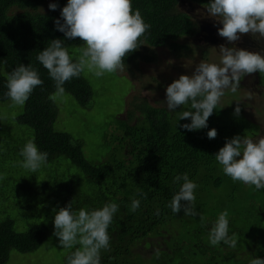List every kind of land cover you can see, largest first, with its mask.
Instances as JSON below:
<instances>
[{"label": "trees", "instance_id": "16d2710c", "mask_svg": "<svg viewBox=\"0 0 264 264\" xmlns=\"http://www.w3.org/2000/svg\"><path fill=\"white\" fill-rule=\"evenodd\" d=\"M42 1L0 0V102L8 100L7 73L20 64L37 70L43 83L34 88L22 111L12 121L26 126L30 130L28 140H33L40 151L48 153L45 167L49 165V172L59 166L56 160L64 157L85 178L80 179L66 168L58 178L51 173L49 178L41 179L36 177L37 172L24 174L22 190H10L3 182V190L10 191L9 200L16 197V206L21 204L35 214L24 217L26 227L22 231L15 229L10 217L0 220V264L7 263L10 251L29 253L45 241L48 228L54 227V209L70 203L74 212L81 208L90 211L110 202L118 205V211L108 227L110 243L107 250H101V264H164L162 260L172 259L175 253L183 254L188 264H249L257 256L264 259V197L259 195L262 191L254 193L252 186L234 182L223 173L215 159V153L226 139L236 135L253 138L258 126L241 113L230 121L223 120L217 105L206 128L189 131L180 125L190 123V119L178 120L173 111L142 102L135 105L137 114L128 110L126 119L116 116L108 123V140L118 144L115 157L100 162L88 161L79 141L53 128L57 108L49 97L55 92V85L36 59L53 39H60L70 56L83 42L79 38H66L56 28L57 19L63 23L60 10L67 0H53L51 3L57 5L55 10L48 6L46 11L40 12ZM178 1L131 0L133 10L140 11L150 28L140 38L138 49L125 57V65L150 61L151 56L143 52L147 48L187 49V46H179L177 39L197 31L190 17L178 10ZM188 1L205 7L210 2ZM13 8L19 11L12 13ZM63 87L79 106L90 105L93 90L83 73L65 82ZM187 107L190 108V103ZM211 128L217 132L214 139L207 137ZM13 142L20 146L15 135H7L4 147L11 148ZM0 165L2 170L3 164ZM184 173L198 186L194 190L196 216L184 215L183 209L175 214L169 207L172 196L179 190L173 178ZM141 192L146 195L141 196ZM133 198L140 200L134 212L130 211ZM225 209L229 212V235L235 233L238 238L235 249L222 242L217 246L208 242L212 223ZM179 228L185 231L184 235L179 234ZM147 238L157 240L152 245L156 250L150 258L143 259L140 254L133 253L132 248ZM145 247L148 248V244ZM73 250L66 249L64 264ZM154 257L156 262L151 261Z\"/></svg>", "mask_w": 264, "mask_h": 264}, {"label": "clouds", "instance_id": "9594fccd", "mask_svg": "<svg viewBox=\"0 0 264 264\" xmlns=\"http://www.w3.org/2000/svg\"><path fill=\"white\" fill-rule=\"evenodd\" d=\"M56 7L55 3L49 4L52 10ZM206 9L207 15L222 25L217 29L218 34L230 44L234 45L243 34L264 38V0H210ZM60 16L63 23L57 19L56 28L68 39L79 38L83 46L76 49L78 55L73 59L62 41L53 39L37 55L36 59L54 81L55 92L49 97L53 102L64 96L65 82L82 73L99 78L106 73L123 71L125 57L138 49L140 38L150 28L140 11L133 10L131 0H67ZM219 54V63L200 61L191 75L181 74L166 86L168 110L175 111L178 106L190 103V110L178 116V120L190 118V123L180 125L186 130L206 128L225 90L236 93L244 75L264 73V55L260 52L221 44ZM42 83L37 70L20 64L6 74V95L14 106L22 107L34 88ZM239 113L237 104L234 114L238 116ZM216 135L215 128L207 132L209 139ZM19 155L23 158L20 166L31 173L47 164L48 153L40 151L33 140L23 145ZM215 159L223 173L234 182L264 189V135L255 140L240 135L226 139L215 153ZM173 183L179 184V190L169 204L172 212L177 214L183 209L184 215L196 216L194 190L197 184L187 173L176 175ZM140 195L146 194L141 192ZM139 206L140 200L133 198L130 211H136ZM53 211V235L59 238L62 248L74 249L67 255V264H101V250L109 248L108 227L118 205L110 202L90 211L81 208L74 212L69 203ZM228 216L225 209L212 223L208 231L211 246L222 242L230 249L236 248L238 238L235 233L229 235ZM249 264H264V259L257 256Z\"/></svg>", "mask_w": 264, "mask_h": 264}, {"label": "rangeland", "instance_id": "374dc122", "mask_svg": "<svg viewBox=\"0 0 264 264\" xmlns=\"http://www.w3.org/2000/svg\"><path fill=\"white\" fill-rule=\"evenodd\" d=\"M52 1L43 0L38 11H46ZM177 8L190 17L195 24V30L198 31L195 36H183L177 39V44L181 47L187 46V49L172 51L169 46L147 48L143 52L151 56L150 61L128 63L123 71L118 70L114 74L106 73L99 78L88 72L83 73L93 90L92 101L88 107L79 106L75 99L66 92L63 97L54 102L57 114L53 128L69 134L73 141H79L83 156L88 161L100 162L115 157L118 144L108 140L110 131L108 123L111 119L116 116L126 119L128 110L137 114L135 105L142 102L168 110L165 104V89L169 83L178 79L181 74L191 75L200 61L219 63V45L226 46L228 42L218 34L217 29L222 25L207 15V9L204 6H198L188 0H179ZM18 11L16 8L11 10L12 13ZM230 46L257 51L264 55V38H255L251 34L241 35L240 39ZM77 55L76 51L72 53V57ZM258 74L260 80L264 82V73L258 72ZM254 76L252 73L251 76L244 78V75L237 92L232 93L230 90H225L218 104L223 114L222 119L229 121L237 116L234 114V109L239 104L242 116L258 126V132L252 138L253 140L264 135V86L255 83ZM22 109L23 106H14L9 98L0 102V163L3 164V169H0V177H3L0 179V188H2L0 189V220L6 216L10 217L14 220L17 231H22L26 227L23 220L25 216L31 217L35 214V212L22 208L21 204L16 206V197L9 200L10 191L3 190V182L10 190L11 188L22 190L24 174H33L26 172V169L22 168L19 163L23 159L19 155L20 148L28 141L27 132L30 130L12 120ZM184 110H190V108L187 105L181 108L178 106L172 114L178 119L179 113ZM246 123L244 121V124ZM6 134L15 135L20 146L13 142L11 148L6 149L4 147ZM56 163H59V166H56L52 173L48 171L49 165L47 167L42 165L36 177L49 178L48 174L51 173L58 178L67 168L71 173H76L80 179L85 178L68 159L61 157L56 160ZM260 190L262 191L258 190L260 197H264V189ZM252 192L256 193L257 189ZM48 230L45 241L36 250L29 253L12 250L6 264H64L66 249L60 245L59 238L53 235L54 227ZM178 231L179 234L184 235L183 229L179 228ZM156 243L155 238H147L141 244H136L132 252L140 254L143 259H148L150 254L156 250V247H152ZM146 244L148 248L145 247ZM155 259L156 257L151 258V261L156 262ZM162 261L164 264H188L181 253H175L172 259L164 258ZM139 264L143 263L139 262Z\"/></svg>", "mask_w": 264, "mask_h": 264}, {"label": "flooded vegetation", "instance_id": "af4514ba", "mask_svg": "<svg viewBox=\"0 0 264 264\" xmlns=\"http://www.w3.org/2000/svg\"><path fill=\"white\" fill-rule=\"evenodd\" d=\"M198 6H202V5H198ZM205 7V6H204ZM185 14V13H184ZM198 24V23H197ZM199 25V24H198ZM198 32V31H197ZM197 32H194V34H192L193 36H195V35H197ZM192 35H188V36H186V37H190V36H192ZM231 44H229L228 42H226V46H229V47H231L230 46ZM255 76H254V82L255 83H257L259 86H264V82H262L261 80H260V76H259V74H258V72H255V73H253ZM247 76H251V74H246L245 75V77L244 78H247ZM243 78V77H242Z\"/></svg>", "mask_w": 264, "mask_h": 264}]
</instances>
